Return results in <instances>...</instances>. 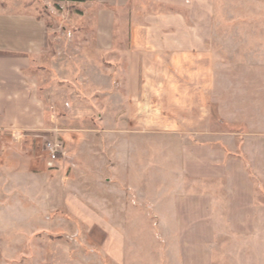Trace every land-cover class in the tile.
Segmentation results:
<instances>
[{"label":"crops","instance_id":"1","mask_svg":"<svg viewBox=\"0 0 264 264\" xmlns=\"http://www.w3.org/2000/svg\"><path fill=\"white\" fill-rule=\"evenodd\" d=\"M92 1L84 65L48 57L36 17L0 22V264H213L220 226L256 218L264 29L225 40L209 0Z\"/></svg>","mask_w":264,"mask_h":264},{"label":"rangeland","instance_id":"2","mask_svg":"<svg viewBox=\"0 0 264 264\" xmlns=\"http://www.w3.org/2000/svg\"><path fill=\"white\" fill-rule=\"evenodd\" d=\"M209 1L214 8V23L224 24L225 40L232 39V27L240 24H256L259 25V32L263 31L261 28L264 29V0ZM105 7L104 3L92 0H0V22L5 21V18L19 16L36 17L48 29L49 43L45 50L48 52L47 56H56L61 52L65 59L71 62L76 60L78 65H84L85 57H98L93 48L83 42L94 36L95 15ZM116 10L118 12L119 8ZM226 46H231V41H226ZM0 54H3V51H0ZM106 80L96 77L93 83L89 82L93 85L88 84L85 89L91 91L96 88L97 91L94 90L93 95L96 92H104L103 85ZM242 150L240 149V157L250 170L255 183L256 218L251 233L246 235H235L225 224L220 226L218 238L212 246L213 264H264V145L258 142L250 143L247 144L246 150Z\"/></svg>","mask_w":264,"mask_h":264},{"label":"built area","instance_id":"3","mask_svg":"<svg viewBox=\"0 0 264 264\" xmlns=\"http://www.w3.org/2000/svg\"><path fill=\"white\" fill-rule=\"evenodd\" d=\"M45 149L48 155V167L53 168L55 163L58 162L62 153V144L59 141L47 140L45 143ZM71 162V161H70ZM71 166H74V163H70ZM77 236L75 235L74 238Z\"/></svg>","mask_w":264,"mask_h":264},{"label":"trees","instance_id":"4","mask_svg":"<svg viewBox=\"0 0 264 264\" xmlns=\"http://www.w3.org/2000/svg\"><path fill=\"white\" fill-rule=\"evenodd\" d=\"M70 2H81V0H68Z\"/></svg>","mask_w":264,"mask_h":264}]
</instances>
